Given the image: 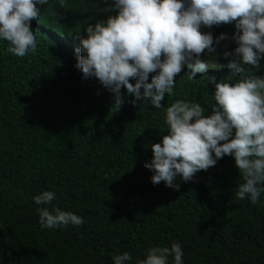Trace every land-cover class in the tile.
Masks as SVG:
<instances>
[{"label":"trees","instance_id":"16d2710c","mask_svg":"<svg viewBox=\"0 0 264 264\" xmlns=\"http://www.w3.org/2000/svg\"><path fill=\"white\" fill-rule=\"evenodd\" d=\"M106 7L100 0L42 6L40 20L31 22L37 51L26 57L9 53L0 40V264H114L113 256L124 252L132 257L126 264H138L148 249L173 242L183 264H264V193L255 205L235 196L243 179L234 157L223 156L190 181L177 176L178 189L154 185L153 171L144 167L151 145L167 134L171 103L195 102L210 114L215 83L264 75V53L259 67L239 61L245 69L239 75L228 63L194 75L185 67L175 95L166 94L159 109L122 87L124 102L112 112L114 93L83 76L75 51L88 24L115 15ZM201 31L214 41L226 34L222 52L237 46L234 25ZM44 191L56 199L35 204ZM40 207L71 212L84 223L42 229Z\"/></svg>","mask_w":264,"mask_h":264},{"label":"clouds","instance_id":"9594fccd","mask_svg":"<svg viewBox=\"0 0 264 264\" xmlns=\"http://www.w3.org/2000/svg\"><path fill=\"white\" fill-rule=\"evenodd\" d=\"M51 2L0 0V40L7 42L9 53L17 57L36 53L38 40L31 22H38L42 6ZM55 2L64 7L67 0ZM100 2L108 5L105 11H114L115 15L84 28L86 35L78 36L80 46L75 50L76 67L85 78L95 77L114 93L112 112H117L124 102L122 87L135 100L150 101L159 109L166 94L175 95L176 77L185 67L193 75L222 67L215 62L214 43L229 37L221 34L214 41L211 33L201 31L202 27L234 25L231 40L237 46L231 53H223L224 58L233 57L227 67L238 75L244 73L236 58L259 67V54L264 53V0ZM202 55L211 59H201ZM214 88L215 103L208 115L205 107L186 100L177 99L166 108L167 134L161 137V143L151 145L152 160L144 167L153 171L154 185L163 181L167 187L178 189L174 184L177 176L190 181L198 171H206L223 156H232L243 179L235 196L240 200L247 197L255 205L264 193V75L248 72L235 83L216 82ZM55 199L51 191L33 197L37 205H49ZM37 212L42 229L84 223L80 216L57 207L51 211L40 207ZM169 257L172 264H183L179 243L148 249L138 264H169ZM131 260L128 252L113 256L114 264Z\"/></svg>","mask_w":264,"mask_h":264},{"label":"rangeland","instance_id":"374dc122","mask_svg":"<svg viewBox=\"0 0 264 264\" xmlns=\"http://www.w3.org/2000/svg\"><path fill=\"white\" fill-rule=\"evenodd\" d=\"M222 45H224L223 43L219 42L218 44H214V48H215V53L214 55L216 56V63H228L229 59H233V57H228V58H224L223 57V53L222 51H224V48H222ZM212 55V54H209ZM211 59L210 57L207 56H201V59ZM237 62H239V58H236Z\"/></svg>","mask_w":264,"mask_h":264}]
</instances>
